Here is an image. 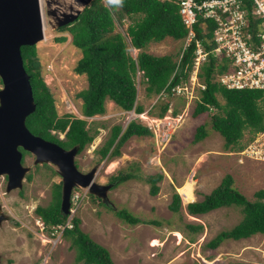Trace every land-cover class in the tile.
Listing matches in <instances>:
<instances>
[{"label": "rangeland", "instance_id": "obj_1", "mask_svg": "<svg viewBox=\"0 0 264 264\" xmlns=\"http://www.w3.org/2000/svg\"><path fill=\"white\" fill-rule=\"evenodd\" d=\"M101 1L106 4L105 0ZM112 17L113 34L124 37L128 53L135 59L139 51L131 47L127 29L140 16L127 17L118 6ZM59 38L66 41L57 43ZM71 41L68 30H53L46 22L45 38L35 48L43 81L53 96L58 116L68 114L84 119L77 94L87 89V80L85 75L74 73L81 52ZM183 48V40L167 38L150 43L145 52L158 57L172 56L176 60ZM194 77L191 73L186 85L189 94L159 98L146 95V85L138 74L137 103L144 108L141 115L124 112L107 100L104 115L87 119L91 135L94 130L98 134L76 156L78 170L85 174L97 168L95 182L100 185L111 184L112 178L120 174L132 175L133 179L116 187L113 183L106 204L90 196L87 190L74 189L67 223L72 218L80 219L81 230L106 248L115 264H264V235L226 240L216 250L208 247L220 232L232 229L242 220L239 208H224L198 216H190L185 210L187 204L202 201L226 175L232 176L233 188L250 202L255 201V193L264 190V151L224 149L221 136L210 129V119L216 111L194 116L201 90L198 77L192 85ZM218 99L224 103L221 97ZM166 103L168 112L157 119L155 116ZM174 111L176 116L172 115ZM131 121L150 127L154 136L134 137L121 147L119 158L100 160L97 151L109 138L111 128L119 125L124 129ZM201 125L207 126L208 136L194 143L196 129ZM57 136L64 139L63 134ZM252 137L246 131L241 145L246 146ZM23 165L30 172L21 190L7 193V179L0 177V206L8 217L0 224V264H82L75 261V251L69 241L50 237L47 228L41 230L45 225L35 213L37 207H47L52 202L53 189L61 182L56 168L48 164L34 165L30 154ZM156 174H162L163 180L157 184L159 192L153 197L145 180ZM187 190L192 191V201L184 196ZM174 192L182 201V209L177 214L168 209ZM124 209L142 222L159 225H128L115 214ZM187 225H201L203 229L195 233Z\"/></svg>", "mask_w": 264, "mask_h": 264}, {"label": "trees", "instance_id": "obj_2", "mask_svg": "<svg viewBox=\"0 0 264 264\" xmlns=\"http://www.w3.org/2000/svg\"><path fill=\"white\" fill-rule=\"evenodd\" d=\"M105 2L104 5L101 0H94L73 24L59 29L61 32L69 31L72 36L71 45L81 52V59L77 62L74 73L79 76L85 75L87 80V89L77 94V98L82 102L81 115L84 119H77L68 114L58 116L53 96L41 75L35 46L21 48L36 106L35 112L26 120V127L33 135L66 150L78 147V155L91 145L98 134V131L94 130L91 135L87 119L104 115L107 100L124 112L133 111L137 115L144 112L143 106L137 103L138 74L146 85L147 96L170 97L173 96L174 88L188 84L194 65L195 42L179 53L176 60L172 56L158 57L145 52L150 43H160L167 38L175 41L185 39L187 31L181 22L179 8L174 0H105ZM118 6L127 17L140 16L127 29L131 47L139 51L135 59L128 53L124 37L121 34H113L115 23L112 14ZM211 30L209 26V33L204 36L197 25L194 28L197 40H201L207 52V62L200 67L197 75L205 88L200 90V99L196 104L194 116L215 110L216 113L210 119V129L221 136L225 150L242 151L245 146L241 145V141L246 131L253 136L250 141L264 131V96L262 92L255 90H228L214 81L217 75L226 71V64L214 57L213 45L204 41V38L211 37ZM65 41V38L57 39V43ZM218 97L224 101L223 104ZM168 110L169 104L166 103L161 106L155 117L162 119ZM172 115L176 116V111L172 112ZM208 131L206 125L199 126L194 135V143L205 140ZM58 134H63L64 139H59ZM152 136H154L152 130L137 121L129 122L124 129L115 125L97 153L100 160L119 158L120 149L127 141L134 137ZM27 178L31 179L30 176ZM131 179L132 175L120 174L112 178L111 184L115 183L116 187ZM162 180V174L149 176L145 180L150 186L151 196L155 197L158 194L157 184ZM233 184L232 176L226 175L219 186L205 195L202 201L191 202L185 207L190 216L206 215L224 208H239L242 220L232 229L222 231L212 239L208 243L210 250H216L226 240L240 241L255 235H264V190L255 193V201L250 202L233 188ZM61 194L60 182L53 189L52 202L47 207L35 209L49 235L58 226L67 224L68 216L63 215L60 209ZM168 209L174 214L181 211L182 201L178 193H173ZM115 214L128 225H159L158 222H142L125 209L115 211ZM80 224V219L72 218L69 222L71 227L66 226L62 233V238L69 241L75 251V261L82 264H115L109 251L85 234ZM187 228L195 233L203 229L201 225H187ZM212 258L213 256L209 257Z\"/></svg>", "mask_w": 264, "mask_h": 264}, {"label": "water", "instance_id": "obj_3", "mask_svg": "<svg viewBox=\"0 0 264 264\" xmlns=\"http://www.w3.org/2000/svg\"><path fill=\"white\" fill-rule=\"evenodd\" d=\"M93 1L0 0V177L7 179V193L23 188L30 168L22 164V152L34 157V165L55 167L62 183L60 209L65 216L71 213L74 189L87 190L106 204L112 184L95 182L97 168L85 174L78 170V147L66 150L28 130L26 119L36 106L21 48L36 46L44 40L46 22L53 30L73 24ZM7 220L0 206V224Z\"/></svg>", "mask_w": 264, "mask_h": 264}, {"label": "built area", "instance_id": "obj_4", "mask_svg": "<svg viewBox=\"0 0 264 264\" xmlns=\"http://www.w3.org/2000/svg\"><path fill=\"white\" fill-rule=\"evenodd\" d=\"M174 3L187 31L183 50L192 42L196 46L192 85L200 67L207 62V52L201 40H197L194 28L197 25L205 36L211 26V37L204 38V41L213 45L214 57L226 64V71L217 75L214 81L228 90H255L264 96V0H174ZM199 87L205 88L203 85ZM188 89L186 85L178 86L172 90L173 96L187 94ZM247 148L264 151V131L242 151ZM73 202L71 196V207ZM66 226L71 227L69 223ZM42 227L44 231L45 227ZM64 228L58 226L51 237L59 240Z\"/></svg>", "mask_w": 264, "mask_h": 264}, {"label": "flooded vegetation", "instance_id": "obj_5", "mask_svg": "<svg viewBox=\"0 0 264 264\" xmlns=\"http://www.w3.org/2000/svg\"><path fill=\"white\" fill-rule=\"evenodd\" d=\"M22 55V54H21ZM23 65H24V62H23ZM24 69H25V67H24ZM25 71H26V69H25ZM26 74L28 75V77H29V81H30V76H29V74L26 72ZM0 89H2V82H1V80H0ZM27 120V119H26ZM19 151H24L22 148H19ZM22 154H23V160H22V164L24 163V160H25V157L28 155L27 153H25V152H22ZM45 165V164H44Z\"/></svg>", "mask_w": 264, "mask_h": 264}, {"label": "bare ground", "instance_id": "obj_6", "mask_svg": "<svg viewBox=\"0 0 264 264\" xmlns=\"http://www.w3.org/2000/svg\"><path fill=\"white\" fill-rule=\"evenodd\" d=\"M183 192V191H182ZM192 192V191H191ZM189 190H187V191H185L184 192V196L186 197V200H190V201H192V197H193V195H192V193H191ZM184 197V198H185Z\"/></svg>", "mask_w": 264, "mask_h": 264}, {"label": "clouds", "instance_id": "obj_7", "mask_svg": "<svg viewBox=\"0 0 264 264\" xmlns=\"http://www.w3.org/2000/svg\"><path fill=\"white\" fill-rule=\"evenodd\" d=\"M43 224H44V223H43ZM44 227H45V226H44ZM61 227H66V226H61ZM67 227H68V226H67ZM45 229H46V227H45ZM55 229H56V228H55ZM49 236L51 237V235H49ZM61 237H62V235H61ZM61 237H60V238H61Z\"/></svg>", "mask_w": 264, "mask_h": 264}, {"label": "crops", "instance_id": "obj_8", "mask_svg": "<svg viewBox=\"0 0 264 264\" xmlns=\"http://www.w3.org/2000/svg\"><path fill=\"white\" fill-rule=\"evenodd\" d=\"M95 242V241H94ZM98 244V243H97Z\"/></svg>", "mask_w": 264, "mask_h": 264}]
</instances>
